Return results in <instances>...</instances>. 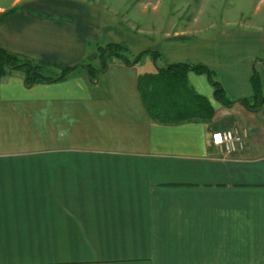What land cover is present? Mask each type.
I'll return each instance as SVG.
<instances>
[{
  "label": "crops",
  "instance_id": "crops-1",
  "mask_svg": "<svg viewBox=\"0 0 264 264\" xmlns=\"http://www.w3.org/2000/svg\"><path fill=\"white\" fill-rule=\"evenodd\" d=\"M206 2L227 10L209 28L193 19L192 36L165 32L146 50L160 55L154 67L110 58L100 72L101 59L89 62L99 6L0 0V50L47 78L79 67L58 82L30 85L22 70L0 79V264H264V142L250 134L264 106L241 103L264 66V0ZM169 65L208 67L234 105L191 73L213 120L155 122L138 80ZM222 123L247 134L243 150L212 145Z\"/></svg>",
  "mask_w": 264,
  "mask_h": 264
},
{
  "label": "trees",
  "instance_id": "trees-1",
  "mask_svg": "<svg viewBox=\"0 0 264 264\" xmlns=\"http://www.w3.org/2000/svg\"><path fill=\"white\" fill-rule=\"evenodd\" d=\"M13 13V12H11ZM103 55L102 69H107L110 58L121 61L126 66H136L143 61L145 55L150 54L157 62L160 55L157 52L146 51L133 60L129 58V51L122 45L109 44L101 49ZM79 67L64 69L62 76L56 79L44 77L39 66L0 50V79L12 71L22 70L27 76V83L58 82L72 74ZM91 79L97 78L95 69L86 66ZM206 76L215 91V100L225 108L234 105L225 95L222 86L214 79V73L203 65H169L156 68L154 74L139 77L138 90L147 113L155 122L162 125H177L189 122H209L214 117V108L210 101L197 94L189 86L188 75ZM94 76V77H93ZM252 84L254 97L251 101L242 100L244 108L252 112L259 111L264 106V95L260 86V78L253 69Z\"/></svg>",
  "mask_w": 264,
  "mask_h": 264
},
{
  "label": "rangeland",
  "instance_id": "rangeland-1",
  "mask_svg": "<svg viewBox=\"0 0 264 264\" xmlns=\"http://www.w3.org/2000/svg\"><path fill=\"white\" fill-rule=\"evenodd\" d=\"M84 1L99 6L100 10L103 12V19L101 21L102 35L98 43L92 46L93 49L96 48V52H94L89 59V62L94 64H96L103 55L101 49L109 44L115 43L124 46L130 53L128 55L129 58L133 60L146 52V50H157V45H159L163 34L170 31L175 25L177 28L182 29L181 32H186L188 35L190 34L192 36V34L196 32L195 28H197V24L193 19L197 21L201 20L203 23L200 24V26L203 29L209 28L216 13H223L227 10L225 8H217L218 11L215 12L214 9L204 6L207 0ZM143 60L142 64L148 61V66L150 67L151 63L152 67H154V63L156 62L150 54L145 55ZM256 72L260 78V86L264 95V66H258ZM144 75L145 74L142 76ZM189 86L193 88L190 83ZM195 92L198 93L199 91ZM222 126V129L228 130L235 127L231 126L229 128H224V123H222ZM251 126L250 134L258 135L259 141L264 142V115L256 114V116H251Z\"/></svg>",
  "mask_w": 264,
  "mask_h": 264
},
{
  "label": "built area",
  "instance_id": "built-area-1",
  "mask_svg": "<svg viewBox=\"0 0 264 264\" xmlns=\"http://www.w3.org/2000/svg\"><path fill=\"white\" fill-rule=\"evenodd\" d=\"M246 138L247 134L239 130H225L215 132L211 143L225 154L231 155L245 148Z\"/></svg>",
  "mask_w": 264,
  "mask_h": 264
},
{
  "label": "water",
  "instance_id": "water-1",
  "mask_svg": "<svg viewBox=\"0 0 264 264\" xmlns=\"http://www.w3.org/2000/svg\"><path fill=\"white\" fill-rule=\"evenodd\" d=\"M243 105V104H242Z\"/></svg>",
  "mask_w": 264,
  "mask_h": 264
}]
</instances>
